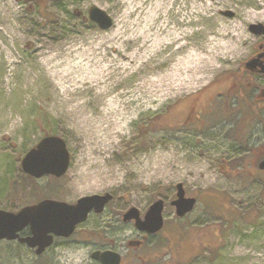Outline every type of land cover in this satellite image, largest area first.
Returning <instances> with one entry per match:
<instances>
[{
    "label": "rangeland",
    "instance_id": "rangeland-1",
    "mask_svg": "<svg viewBox=\"0 0 264 264\" xmlns=\"http://www.w3.org/2000/svg\"><path fill=\"white\" fill-rule=\"evenodd\" d=\"M140 2L0 0V209L18 211L44 199L75 204L111 193L105 213L84 226L91 234L114 227V246L125 256L136 251L128 242L144 236L134 222L122 220L123 213L136 207L143 217L162 199L165 229L137 250L154 255L155 264H264V171L254 163L260 154H240L221 139L229 125L214 129L211 134H221L217 141L201 145L176 128L185 111L176 105L180 98L214 82H221L215 91L223 90L241 62L264 48V35L250 30L264 25L258 15L264 0H176L167 16L187 46H171L152 60L158 54L145 42L153 3ZM93 6L111 15L112 27L90 19ZM183 14L195 24L183 27ZM238 25L243 40L228 38L232 54L181 65L192 51L208 57L220 26L231 32ZM165 56L168 62L158 67ZM261 133L253 129L249 145L259 147ZM48 135L66 142L69 170L60 178L30 179L22 160ZM180 183L198 200L184 218L170 204ZM175 228L188 233L177 237ZM81 238L58 252L56 264L83 263ZM214 247L215 254L208 251Z\"/></svg>",
    "mask_w": 264,
    "mask_h": 264
},
{
    "label": "flooded vegetation",
    "instance_id": "flooded-vegetation-1",
    "mask_svg": "<svg viewBox=\"0 0 264 264\" xmlns=\"http://www.w3.org/2000/svg\"><path fill=\"white\" fill-rule=\"evenodd\" d=\"M257 48L258 51H256L251 58L259 53L264 54L263 45H259ZM262 59H264V57ZM248 60L241 62L238 67L239 71L233 72L231 78H227L231 80L223 81L227 83V87L223 90L215 91L220 87L217 85L221 82H214L210 86H205L195 93H191L178 100L176 105H180V109L185 110L179 126L176 127L178 132H184V136L190 138L188 140L192 139L196 141L197 144L201 145L207 141H217L215 139L220 138L221 134L214 136L211 133L214 132V129L220 127L224 129L225 126L229 125L230 128L228 131H225L221 139L230 140L232 147L235 146L238 148L232 141L233 138L236 140L238 137L232 134L231 131L234 128V121H237L240 117L245 121L244 126L247 128L244 134L241 133V138L246 140L248 145L252 139L251 132H253V129L262 135L261 132H264V72L260 71V68L257 70L247 68L246 63ZM247 97L249 100H244ZM171 106H173V104H171ZM249 131L250 135L248 134ZM263 142L264 139L261 144ZM263 158L261 159L263 160ZM107 207L101 213L91 212L88 219L84 223L78 225L71 236L62 237L54 235L52 244L41 252L38 250L39 247H31L27 242L23 241V239L33 236L30 226H26L18 231V236L15 239H1L0 247L2 248V252H0V264H56L58 252L66 246H72L71 243L73 238L79 234L82 236V245L86 247V253L84 254L85 257L82 264H102L99 259L94 257L96 252H118L114 246L116 239H113L116 234V232H114L115 228L108 226L109 228L106 229L105 232H93V234H91L90 231H87L88 228L85 227L84 224H86L92 216H102L107 210ZM123 217L124 213L122 215V220L126 223L134 222L125 221ZM108 231L109 233L111 232V236ZM143 236L144 240L128 242V245L133 246L136 251L134 253L129 252L125 256L120 253V264L156 263L157 259L154 258V255L147 256V254L137 251L147 242L151 235L143 233ZM103 237L108 243L102 240ZM144 245H146V243Z\"/></svg>",
    "mask_w": 264,
    "mask_h": 264
},
{
    "label": "water",
    "instance_id": "water-1",
    "mask_svg": "<svg viewBox=\"0 0 264 264\" xmlns=\"http://www.w3.org/2000/svg\"><path fill=\"white\" fill-rule=\"evenodd\" d=\"M232 16V12H227ZM92 21L100 28L108 29L113 26V18L106 11L93 6L89 11ZM250 30L258 35H264V25L251 24ZM263 53L250 58L247 68L264 72ZM71 163L70 152L66 142L59 136L48 135L43 137L39 143L30 149L22 160L23 171L35 178L45 175L62 177L69 170ZM264 170V159L258 165ZM176 199L171 202L175 206L176 215L184 217L194 210L197 199L187 197L183 184L177 185ZM113 195L94 194L80 198L75 204L62 201L44 199L37 204L25 206L18 212L0 209V240L4 238L15 239L17 232L26 226H30L33 236L23 239L31 247H39V252L52 244L53 236L69 237L73 234L76 226L88 219L91 211L101 213L106 205L112 200ZM164 200L159 199L150 205L144 217L138 208L132 207L124 214L125 221L135 220V226L142 232L156 234L165 225L163 215ZM94 257L102 264H120L121 254L114 251L96 252Z\"/></svg>",
    "mask_w": 264,
    "mask_h": 264
},
{
    "label": "bare ground",
    "instance_id": "bare-ground-1",
    "mask_svg": "<svg viewBox=\"0 0 264 264\" xmlns=\"http://www.w3.org/2000/svg\"><path fill=\"white\" fill-rule=\"evenodd\" d=\"M144 0H141L140 3H142ZM130 2L136 3V0H130ZM176 0H147V2H143L142 4L148 3L149 5L153 3L152 7H148V29H147V51H154L155 54L150 60L156 59L157 56H163L167 52L165 51L169 47H174L176 51L183 49L187 45L183 43L185 36L184 33L180 31V29L176 28L175 26H172L173 22H171L167 16V13L172 12L175 7ZM167 3V6H166ZM202 10H206L205 5L200 7ZM165 9V10H164ZM181 7L176 8V15H181ZM160 11H162L160 13ZM264 15V11L262 10L258 15ZM250 22H253V20H250ZM179 23L183 27H188L194 23L192 19L188 16V14H183L182 19L179 21ZM195 24V23H194ZM193 24V25H194ZM242 33V32H241ZM240 33L239 25L234 28L233 31H229L224 26H220L218 32L215 34L218 36L217 40L215 41L214 46L211 48L212 43L210 44L211 53L208 57L203 58L199 54H196L195 52H191L189 56L184 58L181 61V65L192 67L193 65H197L195 61H214V58L217 59L219 57V53H226L227 55L232 54L233 51L230 47L229 41L230 39L234 43H239L243 40V34ZM229 38V41H228ZM231 42V41H230ZM231 42V43H232ZM116 50H118V47H116ZM221 51V52H220ZM219 52V53H218ZM118 55L122 56L124 60L129 62L132 61V58L125 54L124 52H117ZM223 54V55H224ZM225 54V56H227ZM169 57H163L158 62V67H161L164 65V63L168 62ZM149 60V61H150ZM157 64V63H156ZM178 65L180 66V63L178 62ZM179 69V68H178ZM178 72V71H177Z\"/></svg>",
    "mask_w": 264,
    "mask_h": 264
},
{
    "label": "trees",
    "instance_id": "trees-1",
    "mask_svg": "<svg viewBox=\"0 0 264 264\" xmlns=\"http://www.w3.org/2000/svg\"><path fill=\"white\" fill-rule=\"evenodd\" d=\"M44 4H41L40 5V8L42 9V10H44ZM244 100H249V98L247 97V98H245ZM243 102H246V101H243ZM239 119H241L240 117L237 119V121H234V128L232 129V134H235L238 138H236V140H234V138L232 139V141L238 146V148H236L235 146H233V150H235L236 152H239L240 154L242 153V152H244V151H248L249 150V152H254L256 155H259L258 156V158H256V160H255V166H257L258 165V162H259V160L261 159V158H263L264 157V142L259 146V147H251V146H249L248 145V142L246 141V140H243L242 138H241V133L242 134H244V132H246V130H247V128L244 126V123H245V121L243 120V119H241V120H239ZM234 130H235V132H234ZM234 132V133H233ZM30 179H34V178H32V177H29ZM211 196H213V195H211ZM212 200H214V199H212ZM216 200V201H215ZM214 201H213V203H215V204H217L218 205V203H220V202H218V200L217 199H215ZM224 200V199H223ZM225 200L222 202L221 201V203L219 204V205H224L225 204ZM244 219H245V216H242ZM228 222V221H227ZM174 232L177 234V237L178 236H184V235H186L188 232H184V231H181V230H178V229H176L175 228V230H174ZM159 242H160V240H159ZM158 242V243H159ZM220 246V244L218 243V244H215V246ZM215 248L216 247H214V248H211V250L210 249H208V251L210 252V251H212V253L213 254H215L216 253V251H215Z\"/></svg>",
    "mask_w": 264,
    "mask_h": 264
}]
</instances>
